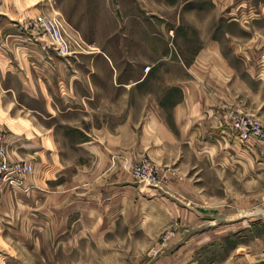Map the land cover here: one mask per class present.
<instances>
[{"label":"crops","instance_id":"crops-1","mask_svg":"<svg viewBox=\"0 0 264 264\" xmlns=\"http://www.w3.org/2000/svg\"><path fill=\"white\" fill-rule=\"evenodd\" d=\"M246 1L264 21V0ZM249 29L253 33L244 41L224 32L222 40L209 38L189 55L152 56L144 42L142 55L124 56L122 42L105 38L72 58L52 50L41 56L53 75L47 98L38 100L48 105L45 132L65 127L79 135L71 147L79 166L70 168L71 189L66 180L64 190V208L72 196L78 216L64 236L72 248L91 247L81 258L95 262L80 264L264 261V225H244L262 217L250 213L264 211V148L245 149L229 129L234 112L264 125V25ZM260 58L254 73L252 62ZM252 74L255 89L249 86ZM63 149L66 160L70 150ZM144 158L167 171L159 187L138 185L129 175Z\"/></svg>","mask_w":264,"mask_h":264},{"label":"rangeland","instance_id":"rangeland-1","mask_svg":"<svg viewBox=\"0 0 264 264\" xmlns=\"http://www.w3.org/2000/svg\"><path fill=\"white\" fill-rule=\"evenodd\" d=\"M36 1L46 14L36 12L32 1L25 7L0 0V137L4 139V147L0 146V264L94 263L95 258H81L89 244L72 248L69 235L64 236L69 220L78 216L69 204L72 196L64 208V190L66 180V189H71L70 168L79 166L80 161L71 158L72 143L79 135L65 127L45 132L50 124L48 105H39L38 100L47 98L53 75L40 63L52 44L33 29V18L58 19L80 40L84 53L92 50L87 43L109 38L122 42L119 50L124 56L131 51L142 55L144 42L151 45L152 56L189 55L209 38L222 40L224 32L244 41L253 33L249 26L259 27L264 21L246 0H233L225 9L220 8L223 0H50L54 2L49 7L42 5L48 0ZM229 59L240 68L237 58ZM252 64L255 73L262 58ZM252 77L249 86L255 84ZM64 146L70 150L66 160ZM14 167L26 170L19 175ZM77 198H73L75 205ZM257 224L264 225V218L244 223Z\"/></svg>","mask_w":264,"mask_h":264},{"label":"built area","instance_id":"built-area-1","mask_svg":"<svg viewBox=\"0 0 264 264\" xmlns=\"http://www.w3.org/2000/svg\"><path fill=\"white\" fill-rule=\"evenodd\" d=\"M34 30L44 34L51 41L52 51L59 57L72 58L84 53L80 40L70 34L56 18L37 15L32 20ZM229 129L232 138L245 149L264 148V125L254 116L234 112L230 115ZM0 146L4 139L0 137ZM14 172L21 175L26 168L14 167ZM167 171L154 165L147 159H141L129 168L132 180L149 188L159 187V180L166 179ZM264 218V216H262ZM264 255V252H263Z\"/></svg>","mask_w":264,"mask_h":264},{"label":"water","instance_id":"water-1","mask_svg":"<svg viewBox=\"0 0 264 264\" xmlns=\"http://www.w3.org/2000/svg\"><path fill=\"white\" fill-rule=\"evenodd\" d=\"M258 214H261L262 216H264V211H262V210H255L252 213H250L248 216H250V215H258ZM256 264H264V261H262L260 263H256Z\"/></svg>","mask_w":264,"mask_h":264}]
</instances>
